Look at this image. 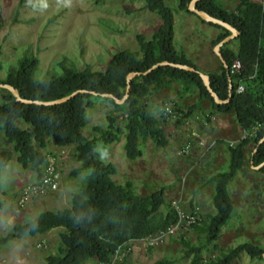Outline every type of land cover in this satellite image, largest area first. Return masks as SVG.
Returning a JSON list of instances; mask_svg holds the SVG:
<instances>
[{"label": "trees", "instance_id": "1", "mask_svg": "<svg viewBox=\"0 0 264 264\" xmlns=\"http://www.w3.org/2000/svg\"><path fill=\"white\" fill-rule=\"evenodd\" d=\"M176 1L180 11L197 15L189 9L191 0ZM146 5L149 10L160 15L162 20L153 37L149 39L140 34V50L117 51L106 69L95 70L90 65L78 68L61 62V72L50 70L43 77H38L40 59L35 55L25 54L18 59L17 64L9 67L6 78L0 79V82L13 85L23 98L33 100H55L78 89L112 93L122 99L127 92V77L131 72L146 71L166 60L188 64L201 70L184 49L179 50L175 44L176 23L172 7L165 0H147ZM197 7L229 22L240 32L235 38L238 43L236 48L231 46V41L221 48L229 65V72L235 60L242 62L237 73L230 72L234 91L228 103L219 104L215 101L197 71L171 65H161L146 75L135 77L128 98L121 104L114 98L91 93H81L54 105L25 103L17 100L8 88L0 87V208L4 207L1 197L2 171L9 165L14 153L23 167H32L41 179L48 154L42 150L47 148L49 139L52 138L59 146L75 147L80 166L74 173L87 172L86 183L79 192L73 194L70 207L42 211L30 221L16 224L6 240L47 233L61 227L62 245L58 255L47 257L49 264H91L93 260L102 264L111 261L118 244L130 238L153 234L172 224L177 218L173 206L167 208L166 212L161 211L167 204L165 186L150 194L141 195L136 193L132 182H116L113 178L117 172L116 166L103 161L97 143L101 139L107 144L118 138L121 128L116 127L117 120L123 116L127 120L124 148L128 158L135 159L142 155L141 139L152 138L159 145H166L161 119L167 121L168 116L162 110L163 105L170 103L175 110L184 112L181 118H174L176 120L189 117L194 113L195 106L186 109L178 101L164 100L157 108L161 117L159 119L147 104L142 103V97L175 80L182 83L180 95L193 91V88L197 89L201 99L207 98L212 102V112H234L240 127L249 132L248 137L229 147V169L212 176L216 212L210 214L207 220L201 221V224L200 218L191 226L202 232L204 239L195 245L183 235H178L179 242L186 249V255L191 256L188 264H232L242 251L248 252L252 258L264 259V248L248 242L212 259L204 260L202 254L204 249L215 243L222 227L232 217L234 203L228 185L244 166L246 149L252 141L255 142V147L250 162L255 166L264 163V141L257 148L264 137V0H238L234 11L224 8L221 0H200ZM197 16L208 25L221 29L212 41V49L231 34L224 26ZM206 73L210 75L214 91L221 99H227L230 82L228 70L222 61L218 71ZM239 85L245 87L242 92H237ZM96 97L107 99L122 112L108 117L110 127L101 132V137H87L83 129L87 124L89 108L93 107V99ZM207 113L213 114H203ZM7 142L10 146L6 145ZM260 171L264 174V165ZM77 218H81L79 223H76ZM172 262L163 258L153 264Z\"/></svg>", "mask_w": 264, "mask_h": 264}, {"label": "rangeland", "instance_id": "2", "mask_svg": "<svg viewBox=\"0 0 264 264\" xmlns=\"http://www.w3.org/2000/svg\"><path fill=\"white\" fill-rule=\"evenodd\" d=\"M165 1L174 10L177 48L184 49L187 56L205 71L220 68L221 59L212 49V41L221 29L208 25L195 14L180 11L176 0ZM221 1L229 11L238 6V0ZM146 3L147 0H0V79L6 78L9 67L17 64L25 54L40 59L38 77H43L50 70L61 72V62L78 68L90 65L95 70L106 69L117 51L140 50V34L149 39L153 37L162 20L160 15L147 8ZM235 38L230 40L233 48L238 44ZM181 89L182 83L174 80L142 97V103L147 104L159 119L157 108L164 100L178 101L186 109L195 106L194 113L184 120L161 119L166 145H159L152 138L141 139L142 155L128 158L124 148L127 120L121 116L116 126L121 128L118 138L107 144L100 139L97 149L104 162L116 166L117 172L113 176L116 182H132L136 193L141 195L165 186L167 204L161 211L166 212L172 207L173 200L182 196L186 208L194 205L201 207V224L216 212L212 175L228 170L230 166L227 159L212 155V151L221 147L228 156L230 144L227 140L240 137L243 129L235 138L233 131L231 137L228 134L219 135L222 138L204 155L196 144L189 154L180 155L178 151L190 138L186 124L194 127L209 143L214 138L204 134H210L218 121V118L211 119L212 123L205 126L203 116L206 114L200 111L212 102L207 98L201 99L197 89L180 95ZM93 101L83 133L87 137H101V132L110 127L108 117L113 113L121 114L122 110L107 99L96 97ZM197 115L201 118L198 119ZM224 117L221 115V120ZM228 120L236 125L234 112L229 113ZM227 126L229 131L233 130L230 124ZM115 128L112 130L116 131ZM6 145L10 146L9 143ZM254 147L255 142L252 141L246 149L244 166L228 185L234 211L215 243L202 252L204 260L220 256L247 242L264 248V174L260 171L261 167H254L250 162ZM42 151L56 157L60 173L56 190L44 193L33 190L30 199L21 207L19 200L23 190L40 182L38 174L32 167H23L17 161L16 153L2 171L4 207L0 208V264H17V261L19 264H49L47 257L59 253L63 228L16 239L6 238L16 224L26 223L42 211L70 207L73 194L86 183L87 172L74 173L80 166L74 146H59L51 138ZM178 235L156 246L135 245L117 264H153L163 258L172 260V264H188L191 256L186 255L179 236L183 235L186 240L198 245L204 239L203 233L191 227ZM91 264L101 263L93 260ZM232 264H264V259L252 258L248 252L242 251Z\"/></svg>", "mask_w": 264, "mask_h": 264}, {"label": "built area", "instance_id": "3", "mask_svg": "<svg viewBox=\"0 0 264 264\" xmlns=\"http://www.w3.org/2000/svg\"><path fill=\"white\" fill-rule=\"evenodd\" d=\"M241 67L242 62L237 59L233 63L230 72L237 73L241 69ZM244 88V85H239L237 87V92H242ZM162 110H164V113L168 116V119H174L176 117L181 118L184 114V112L181 113L178 110H175L174 106L170 103H166L165 105H163ZM197 118L200 119L201 115H197ZM211 119L212 121L215 120L216 116L209 113L203 116V123L205 124V126L211 122ZM185 128L187 131H189L190 138L183 144V146L178 151L180 155L189 154L193 150L195 144L202 149V155H204L206 152L211 150L219 141L218 138H215L208 143L200 133H197L193 129L194 127L192 128L191 125L186 124ZM248 136L249 132L243 130L240 137L227 141H229L228 143L230 144V146H234ZM55 158L56 157L54 155L47 154V160L43 168V173L40 182L34 186L26 187L23 190L19 200V205L21 207L24 206L25 203L30 199L33 190L40 193H44L56 190L58 188L60 173L57 168ZM172 206L177 212V218L172 224H170L166 228L160 229L159 231L153 234L139 238H130L118 244L111 261L104 262L102 264H117V262L120 260V258H122L124 254L129 253L134 249L135 245L143 243L148 244L149 246H156L161 243H164L165 241L170 240L178 234L180 235L181 233L186 232L191 228L192 224L196 223L200 219L201 207L198 205H194L193 207L186 208L182 196L175 198L173 200Z\"/></svg>", "mask_w": 264, "mask_h": 264}, {"label": "water", "instance_id": "4", "mask_svg": "<svg viewBox=\"0 0 264 264\" xmlns=\"http://www.w3.org/2000/svg\"><path fill=\"white\" fill-rule=\"evenodd\" d=\"M200 0H191L190 5H189V9L190 11L196 13L197 15H199L202 19L208 21V22H213L215 24H219L224 26L225 28L229 29L231 31V34L228 35L227 37H225L222 41H220L215 47H214V52L220 57L222 63L224 64V66L227 68L228 70V75H229V97L225 100L221 99L219 97V95L214 91V89L211 86V79H210V75L208 73H205L201 70H197L194 66L188 65V64H181V63H175V62H170V61H161L155 65H153L152 67H150L148 70L143 71V72H131L128 77H127V82H128V86H127V92L125 94V96L122 99H119L118 97H116L114 94L112 93H99L97 91H93V90H88V89H78L75 90L74 92H72L69 95H66L64 97L55 99V100H49V101H42V100H33V99H28V98H23L19 92V90L17 88H15L13 85L9 84V83H2L0 82V87L3 88H8L9 90H11L14 95L16 96L17 100L21 101V102H25V103H37V104H45V105H54V104H59V103H63L65 101H68L70 99H72L73 97H75L78 94L81 93H91L94 94L96 96H103V97H111L114 98L116 100L117 103H124L125 100L128 98L131 88H132V80L140 75H146L149 72H151L152 70H154L156 67L161 66V65H171L174 66L176 68L179 69H185V70H190V71H197L203 78L205 85L207 86L209 92L211 93V95L214 97L215 101L219 104H223V103H228L230 101V99L232 98L233 95V91H234V85H233V81H232V77H231V73L229 72V65L227 63V60L225 59V57L223 56L222 52H221V48L222 46H224L227 42H229L231 39L237 37L239 35V30L236 29L234 26H232L229 22H226L225 20H222L220 18H217L215 16H212L211 14H209L208 12H206L205 10L199 9L197 7V3ZM264 141V137L259 141L257 148L261 145V143ZM253 162V160H252ZM253 164V163H252ZM262 165H264V163L260 164V165H253L254 167H261Z\"/></svg>", "mask_w": 264, "mask_h": 264}, {"label": "crops", "instance_id": "5", "mask_svg": "<svg viewBox=\"0 0 264 264\" xmlns=\"http://www.w3.org/2000/svg\"><path fill=\"white\" fill-rule=\"evenodd\" d=\"M218 35V34H217ZM216 35V36H217ZM216 36H215V38H216ZM199 66V65H198ZM200 67V69H201V71H203V72H208V71H205V70H203L201 67V65L199 66ZM219 70V67H216L215 69H214V71H218ZM213 71V70H212ZM205 106V105H204ZM213 111V108H212V106L211 105H207V106H205L204 107V109H201V111L200 112H211V113H213L215 116H216V118H218V121L216 122V123H214V126H213V129H212V131H211V133L210 134H204V135H206V136H208V138L209 137H213L214 139L215 138H218L219 140L222 138H220L219 137V135H224V134H228V136H230L231 137V134L234 132L235 133V136H234V138L235 137H237V136H239L238 135V133L240 132V130H241V127H240V125H239V123H238V121H236V125H233L232 123L233 122H231V123H229V120H228V118H229V113H225V112H212ZM201 114V113H200ZM221 115H225V117L223 118V120H221ZM212 123V122H211ZM231 125V126H229L231 129H232V127H233V130H231V131H229L228 130V126L227 125ZM233 131V132H232ZM240 134V133H239ZM203 136V135H202ZM213 140V139H212ZM200 148V147H199ZM229 154H228V156L226 155V153H224V150L221 148V147H216L213 151H212V155H216L217 157H219V158H224V159H227L228 160V162H230V151L228 152ZM227 157V158H226ZM222 171V170H221ZM221 171H219V172H221ZM223 171H225V170H223ZM216 173H218V172H216ZM216 173H214L212 176H214ZM167 187V186H166ZM169 187H167V189H168ZM215 193V192H214ZM166 194H167V191H166Z\"/></svg>", "mask_w": 264, "mask_h": 264}, {"label": "clouds", "instance_id": "6", "mask_svg": "<svg viewBox=\"0 0 264 264\" xmlns=\"http://www.w3.org/2000/svg\"><path fill=\"white\" fill-rule=\"evenodd\" d=\"M81 218H77L76 219V223H79V220H80ZM17 264H19V262L17 261Z\"/></svg>", "mask_w": 264, "mask_h": 264}]
</instances>
